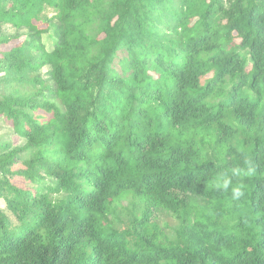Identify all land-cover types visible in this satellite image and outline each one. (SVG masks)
Here are the masks:
<instances>
[{"label": "trees", "instance_id": "1", "mask_svg": "<svg viewBox=\"0 0 264 264\" xmlns=\"http://www.w3.org/2000/svg\"><path fill=\"white\" fill-rule=\"evenodd\" d=\"M13 43L0 264H264V0H0Z\"/></svg>", "mask_w": 264, "mask_h": 264}, {"label": "rangeland", "instance_id": "2", "mask_svg": "<svg viewBox=\"0 0 264 264\" xmlns=\"http://www.w3.org/2000/svg\"><path fill=\"white\" fill-rule=\"evenodd\" d=\"M22 39H20V41H22ZM43 43L46 45L47 48H50V44L44 39ZM16 45V44H10L8 46H2L0 47V52H6L8 51L11 46ZM45 73V71H43V74ZM1 76V75H0ZM0 138H2L3 140L5 139L8 143H12L13 145H17V146H22L23 145V140L18 138L17 136H15V134H13L11 126L8 122H6V120L0 118ZM0 207H4V203L2 201H0ZM160 226L162 227L164 224H167L169 227L172 225V218L168 217L166 214H161L159 217V221ZM169 232V234H167L168 237H172V233L170 232V229L167 228L165 229V232Z\"/></svg>", "mask_w": 264, "mask_h": 264}]
</instances>
